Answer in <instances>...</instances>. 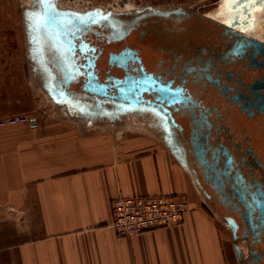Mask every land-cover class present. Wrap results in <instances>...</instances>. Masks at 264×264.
Instances as JSON below:
<instances>
[{"label":"flooded vegetation","instance_id":"obj_1","mask_svg":"<svg viewBox=\"0 0 264 264\" xmlns=\"http://www.w3.org/2000/svg\"><path fill=\"white\" fill-rule=\"evenodd\" d=\"M206 6L94 15L74 33L52 24L44 43L32 37L31 76L83 127L146 118L182 154L239 264H264V1Z\"/></svg>","mask_w":264,"mask_h":264},{"label":"crops","instance_id":"obj_2","mask_svg":"<svg viewBox=\"0 0 264 264\" xmlns=\"http://www.w3.org/2000/svg\"><path fill=\"white\" fill-rule=\"evenodd\" d=\"M37 108L0 100V116L29 117L0 127V264H239L189 165L146 118L115 132ZM141 196H181L189 209L171 228L116 236L111 202Z\"/></svg>","mask_w":264,"mask_h":264},{"label":"rangeland","instance_id":"obj_3","mask_svg":"<svg viewBox=\"0 0 264 264\" xmlns=\"http://www.w3.org/2000/svg\"><path fill=\"white\" fill-rule=\"evenodd\" d=\"M208 2L209 0H53L57 10L78 14L92 11L99 14L140 11L147 7L170 9L181 6L193 10L207 9L209 8L206 6ZM39 6L37 0H0V100H8L9 109L13 107L16 111L29 112L34 106H38L37 109L41 114L49 109V115L52 117L54 115L58 119L63 117L75 121V118L61 113L56 108L51 96L44 92L39 82L31 76L32 47L30 42H33L32 37L35 34L28 20L31 14L30 8L36 9ZM21 10H24V17ZM40 42L44 43L45 39L40 38ZM19 90H22L20 97L22 102L18 98ZM20 116L29 120L28 113H25L0 116V121ZM143 119L144 117L130 115L116 124L91 127L119 132L127 129L129 125L142 123Z\"/></svg>","mask_w":264,"mask_h":264},{"label":"built area","instance_id":"obj_4","mask_svg":"<svg viewBox=\"0 0 264 264\" xmlns=\"http://www.w3.org/2000/svg\"><path fill=\"white\" fill-rule=\"evenodd\" d=\"M27 121L22 116L13 117L0 121V127ZM188 209L189 202L181 196L118 197L111 202V228L120 238L171 228L181 221Z\"/></svg>","mask_w":264,"mask_h":264},{"label":"water","instance_id":"obj_5","mask_svg":"<svg viewBox=\"0 0 264 264\" xmlns=\"http://www.w3.org/2000/svg\"><path fill=\"white\" fill-rule=\"evenodd\" d=\"M256 1H264V0H256ZM54 4V3H53ZM40 8L38 13H33V17H37L38 19H43L44 13V5L40 4ZM49 19L46 24L34 23L32 24V32L35 34L34 38L40 41V38L43 39L49 38L53 33L51 27L54 25H62L68 27L67 31L74 33L79 28H83L89 22V19L94 15H99L98 12H88L86 14H78L71 11H59L55 7H52L48 10L47 13ZM182 155V154H181ZM183 159V158H182Z\"/></svg>","mask_w":264,"mask_h":264},{"label":"snow or ice","instance_id":"obj_6","mask_svg":"<svg viewBox=\"0 0 264 264\" xmlns=\"http://www.w3.org/2000/svg\"><path fill=\"white\" fill-rule=\"evenodd\" d=\"M38 3L44 5V13L43 19H38L37 17H33V22L34 23H41V24H46L49 17L47 15L48 10L54 7L53 0H37ZM227 3H231V0H226Z\"/></svg>","mask_w":264,"mask_h":264}]
</instances>
